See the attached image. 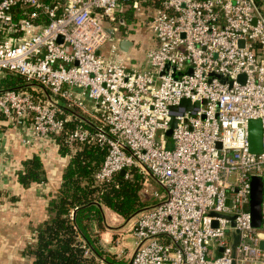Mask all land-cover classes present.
Wrapping results in <instances>:
<instances>
[{
  "label": "built area",
  "instance_id": "built-area-1",
  "mask_svg": "<svg viewBox=\"0 0 264 264\" xmlns=\"http://www.w3.org/2000/svg\"><path fill=\"white\" fill-rule=\"evenodd\" d=\"M144 1L153 6L141 21L152 32L145 67L119 46L124 12ZM28 6L34 9L16 18V8ZM40 9L48 21L39 25ZM0 27L8 29L0 78L12 71L37 84L0 91V122L40 155L51 144L60 153L62 132L69 144L104 145L96 179L137 167L155 200L132 219L129 260L103 264H264V181L259 226L250 207L252 177L264 180L257 0H0ZM173 114L178 123L168 135ZM74 117L94 128L67 129ZM252 118L262 122L260 152L250 149Z\"/></svg>",
  "mask_w": 264,
  "mask_h": 264
},
{
  "label": "trees",
  "instance_id": "trees-1",
  "mask_svg": "<svg viewBox=\"0 0 264 264\" xmlns=\"http://www.w3.org/2000/svg\"><path fill=\"white\" fill-rule=\"evenodd\" d=\"M52 4L57 0H41ZM264 9V0H257ZM33 7H19L15 10L16 18L27 15ZM133 7L124 12L130 21ZM37 24L48 21L43 10L34 19ZM8 29L0 27V40ZM24 75L6 71L0 78V91L8 88L31 89ZM77 125L93 129L94 126L81 117H74L67 122V129ZM65 132L57 135L60 143L59 152L65 159L64 171L59 192L50 198L49 217L35 227L34 244L26 252L32 254L30 264H103L115 263L101 242V233L106 230L103 206L129 218L131 215L151 204L144 198V176L137 167L128 170V176L117 173L110 180L98 181L96 172L102 166L106 147L95 141H83L69 144L65 142ZM44 162L39 155L26 159L24 168L18 172V178L25 186L42 181L45 177ZM153 199V198H152ZM153 200L152 202H154ZM19 264V263H13Z\"/></svg>",
  "mask_w": 264,
  "mask_h": 264
},
{
  "label": "crops",
  "instance_id": "crops-1",
  "mask_svg": "<svg viewBox=\"0 0 264 264\" xmlns=\"http://www.w3.org/2000/svg\"><path fill=\"white\" fill-rule=\"evenodd\" d=\"M130 27L127 35L134 40V44L128 55L133 63L145 67L146 49L141 52L139 49L143 45L138 43V35H143V31L131 24ZM87 101L90 102L89 99ZM0 133L3 134L0 141V251H3L4 258L8 255L6 262L9 264H30L33 256L26 250L36 241L35 227L50 215L49 201L59 192L65 159L52 144L41 155L34 147L22 144L16 128L4 121L0 122ZM34 155L43 159L45 179L25 186L19 181L18 172L24 168V161ZM105 206L102 205V209ZM102 234L108 240V231ZM5 250L9 254L6 255Z\"/></svg>",
  "mask_w": 264,
  "mask_h": 264
},
{
  "label": "rangeland",
  "instance_id": "rangeland-1",
  "mask_svg": "<svg viewBox=\"0 0 264 264\" xmlns=\"http://www.w3.org/2000/svg\"><path fill=\"white\" fill-rule=\"evenodd\" d=\"M150 4L151 3H147L145 1L142 2L140 8L137 10L135 9L131 16L132 24H134L135 27H138L143 31V35H138V43L143 45L144 48L139 49L141 52L144 51L150 45V37L152 32L146 25L142 24L141 22L142 19L146 18L148 13L153 11V6ZM149 182L154 188L160 187L153 178H150ZM143 194L145 199L153 203L152 196L149 194V192H146V190L143 189ZM103 212L104 220L107 225L105 231H108L107 235L109 236V238L108 240H105L102 232L101 242L106 250V253H108L107 251L111 252L110 256L112 257V260L115 263H125L129 260L133 253L134 237L131 234L130 226L134 216L131 218H125L122 215L113 212L107 206L103 208ZM6 220H4V222H6ZM5 254H9V252L5 250ZM103 259L104 258H101V260ZM8 260V255L7 258H4L3 251H0V264H9L10 262H6Z\"/></svg>",
  "mask_w": 264,
  "mask_h": 264
},
{
  "label": "water",
  "instance_id": "water-1",
  "mask_svg": "<svg viewBox=\"0 0 264 264\" xmlns=\"http://www.w3.org/2000/svg\"><path fill=\"white\" fill-rule=\"evenodd\" d=\"M109 33H110V39H115V31L112 27H107ZM58 41H63V36L60 35L58 37ZM134 44V40L130 37L126 36L119 40V46L121 49L125 52H129L131 47ZM245 75L242 74L240 76V80L244 81ZM29 86L37 85L36 83H29ZM181 104H186L188 107L193 108L194 101L189 98H183L181 100ZM174 109H179L177 105L173 106ZM81 117H83L82 114L77 113ZM178 123V120L175 116V114L172 115L171 120V127L167 131L168 135L172 134L173 127H175ZM249 137H250V149L254 152H260L262 151V122L260 118H252L249 121ZM220 144V143H219ZM121 174L125 173V169H122ZM44 177V175H42ZM263 177L261 175H254L252 177L251 181V196H250V207L252 212V220L253 224L259 226L261 224L262 219V192H263ZM99 205L102 207V204L99 203ZM141 210V209H140ZM139 210V211H140ZM138 212V211H137ZM136 213L131 215L129 218L135 216ZM262 246L264 247V240L262 241ZM105 261V258L103 259Z\"/></svg>",
  "mask_w": 264,
  "mask_h": 264
},
{
  "label": "flooded vegetation",
  "instance_id": "flooded-vegetation-1",
  "mask_svg": "<svg viewBox=\"0 0 264 264\" xmlns=\"http://www.w3.org/2000/svg\"><path fill=\"white\" fill-rule=\"evenodd\" d=\"M130 24L132 25V27H134V24H132V20L128 21L126 20L125 16L123 19H121V23L119 24V29L125 34L127 35L129 32ZM134 29V28H132ZM128 36V35H127Z\"/></svg>",
  "mask_w": 264,
  "mask_h": 264
}]
</instances>
